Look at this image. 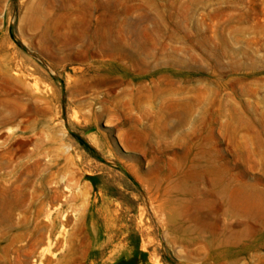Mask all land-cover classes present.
<instances>
[{"label": "rangeland", "instance_id": "obj_1", "mask_svg": "<svg viewBox=\"0 0 264 264\" xmlns=\"http://www.w3.org/2000/svg\"><path fill=\"white\" fill-rule=\"evenodd\" d=\"M0 264H264V0H0Z\"/></svg>", "mask_w": 264, "mask_h": 264}]
</instances>
